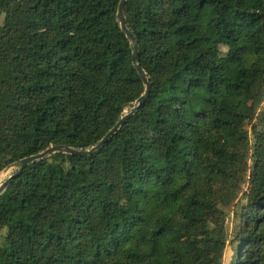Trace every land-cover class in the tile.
Returning a JSON list of instances; mask_svg holds the SVG:
<instances>
[{
	"label": "trees",
	"instance_id": "1",
	"mask_svg": "<svg viewBox=\"0 0 264 264\" xmlns=\"http://www.w3.org/2000/svg\"><path fill=\"white\" fill-rule=\"evenodd\" d=\"M119 1L0 0V171L89 149L132 112L146 82ZM123 16L150 93L90 155L9 181L0 264H223L229 245V264H264V0Z\"/></svg>",
	"mask_w": 264,
	"mask_h": 264
},
{
	"label": "water",
	"instance_id": "2",
	"mask_svg": "<svg viewBox=\"0 0 264 264\" xmlns=\"http://www.w3.org/2000/svg\"><path fill=\"white\" fill-rule=\"evenodd\" d=\"M125 1L126 0H120L119 4H118V9H117V16L119 18L120 21V27L121 29L126 33L127 37L129 38L130 42L133 44L134 46V50H133V57H132V63L134 65V67L136 68L138 74L140 75V77L146 82L145 83V91L144 93L136 100V105L134 106L132 112H130V114L133 113V111H135L139 105L143 102V100L149 95L150 93V83L146 77V73L145 71L140 67V65L136 62L135 60V56H134V52L138 49L137 47V43L134 39V37L132 36V34L128 31V29L126 28L125 22H124V16H123V9H124V5H125ZM130 114H126L123 117H121L116 124L110 129L108 130V132L105 134V136L99 141V143L89 149H75V148H70V147H66V146H51L46 148L45 150L24 157L16 162H14L13 166L16 167V170L11 173L1 184H0V192L3 191V189L6 187V185L9 183V181L14 178L16 175L20 174L22 172V170L27 166V164L34 162L36 160L42 159L46 156H49L51 154H54L56 152H63L66 154H70V155H79V156H87L90 155L91 153H93L95 150H97L100 146L104 145L106 142H108V140L113 136V134H115L119 128L121 127V125L125 122V120L128 118V116Z\"/></svg>",
	"mask_w": 264,
	"mask_h": 264
},
{
	"label": "rangeland",
	"instance_id": "3",
	"mask_svg": "<svg viewBox=\"0 0 264 264\" xmlns=\"http://www.w3.org/2000/svg\"><path fill=\"white\" fill-rule=\"evenodd\" d=\"M2 20H3V17L1 18V22H2ZM222 50H225V48L222 47ZM247 127H248V129H250V124H247ZM15 170H16V167L13 165H9L6 168L2 169L0 171V184L7 178V176L10 173H13ZM243 188L245 189V186H243ZM240 196H241V194H239V198H240ZM231 216H232V213L230 210V216L226 220V225H227L229 232H231V229H232V217ZM5 233H6L5 229L3 230V232L0 233V244L3 241V236L5 235ZM233 252H234V248L232 246L229 245L226 247V249L223 253V258H222L223 264H229V262L233 258Z\"/></svg>",
	"mask_w": 264,
	"mask_h": 264
},
{
	"label": "built area",
	"instance_id": "4",
	"mask_svg": "<svg viewBox=\"0 0 264 264\" xmlns=\"http://www.w3.org/2000/svg\"><path fill=\"white\" fill-rule=\"evenodd\" d=\"M10 174H11V173H10ZM10 174H9V175H10ZM9 175H8V176H9ZM8 176H7V177H8Z\"/></svg>",
	"mask_w": 264,
	"mask_h": 264
}]
</instances>
